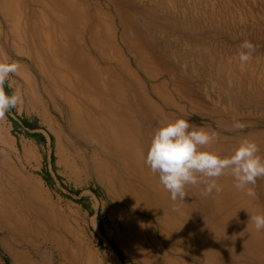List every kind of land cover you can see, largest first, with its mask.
Returning a JSON list of instances; mask_svg holds the SVG:
<instances>
[{
  "label": "rangeland",
  "instance_id": "1",
  "mask_svg": "<svg viewBox=\"0 0 264 264\" xmlns=\"http://www.w3.org/2000/svg\"><path fill=\"white\" fill-rule=\"evenodd\" d=\"M18 7L20 33L0 11V59L19 65L4 88L21 97L0 118V264H264L250 220L264 177L254 198L225 174L220 192L198 183L173 201L145 163L160 122L180 116L214 131L221 155L245 136L264 155V0Z\"/></svg>",
  "mask_w": 264,
  "mask_h": 264
},
{
  "label": "clouds",
  "instance_id": "2",
  "mask_svg": "<svg viewBox=\"0 0 264 264\" xmlns=\"http://www.w3.org/2000/svg\"><path fill=\"white\" fill-rule=\"evenodd\" d=\"M255 45L245 39L240 44L238 55L241 65L252 59ZM19 72V65L7 58L0 59V118L14 108L21 97L5 91L4 84L12 74ZM235 129H244L243 122L235 121ZM217 134L203 127H196L183 116L160 122L154 131L147 149L145 163L175 201L185 200L186 186L204 183V194L220 192L217 178L230 174L234 187L255 197L254 185L264 177V155L260 154L257 142L247 136L242 137L229 155H221L209 149ZM256 231L264 230V213L250 214Z\"/></svg>",
  "mask_w": 264,
  "mask_h": 264
},
{
  "label": "bare ground",
  "instance_id": "3",
  "mask_svg": "<svg viewBox=\"0 0 264 264\" xmlns=\"http://www.w3.org/2000/svg\"><path fill=\"white\" fill-rule=\"evenodd\" d=\"M23 0H0V11L3 14V17L7 23L8 26L13 30L15 33H20L18 30L19 28V22H20V15H19V7L18 5H22ZM39 7V6H37ZM4 10V11H3ZM6 12L7 15L4 13ZM38 39V38H37ZM36 40V39H35ZM38 45V44H37ZM40 53V52H39ZM42 53V52H41ZM32 57V56H31ZM55 71H57V68L54 67ZM253 83V82H252ZM241 84V83H240ZM263 85V84H262ZM41 122L45 125H47L49 128L53 127V123L51 125V121L48 119L47 115H45L43 112L41 113ZM33 152V151H32ZM133 162V161H132ZM139 162V161H138ZM136 163V162H135ZM141 164V163H138ZM140 167V166H139ZM118 193V192H117ZM63 203V202H62ZM11 210V209H10ZM178 226V224H177ZM48 227V226H47ZM181 227V226H180ZM188 241V240H187ZM111 253H114L113 250H110ZM107 258H110L107 257ZM132 262L144 264L142 259L135 258Z\"/></svg>",
  "mask_w": 264,
  "mask_h": 264
},
{
  "label": "trees",
  "instance_id": "4",
  "mask_svg": "<svg viewBox=\"0 0 264 264\" xmlns=\"http://www.w3.org/2000/svg\"><path fill=\"white\" fill-rule=\"evenodd\" d=\"M25 125H27V127H31V128L35 127L33 124H29V123H26V122H25ZM32 136L39 137L40 140H43V137L41 135H39V134H32Z\"/></svg>",
  "mask_w": 264,
  "mask_h": 264
}]
</instances>
